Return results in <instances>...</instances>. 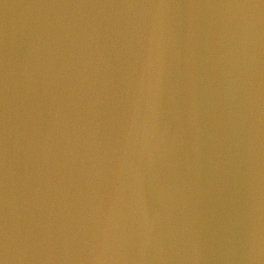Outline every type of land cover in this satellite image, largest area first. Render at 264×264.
<instances>
[{
	"label": "water",
	"instance_id": "95a60500",
	"mask_svg": "<svg viewBox=\"0 0 264 264\" xmlns=\"http://www.w3.org/2000/svg\"><path fill=\"white\" fill-rule=\"evenodd\" d=\"M0 264H264V0H0Z\"/></svg>",
	"mask_w": 264,
	"mask_h": 264
}]
</instances>
